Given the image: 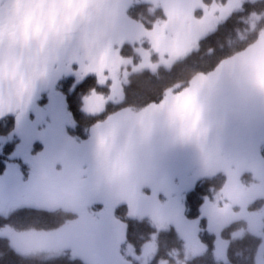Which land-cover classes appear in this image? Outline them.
I'll return each instance as SVG.
<instances>
[{"label": "rangeland", "instance_id": "obj_1", "mask_svg": "<svg viewBox=\"0 0 264 264\" xmlns=\"http://www.w3.org/2000/svg\"><path fill=\"white\" fill-rule=\"evenodd\" d=\"M139 2L147 4L145 12L151 16L147 25L127 15V8ZM242 2L110 0L119 35L68 56L46 73L40 88L5 98L0 84V118L15 117L14 128L0 134V152L5 143L17 140L0 174V214L7 215L19 207L61 208L75 213L53 229L0 226V236L8 238L11 247L24 255L43 257L67 252L86 264H97L95 247L107 243L117 264H149L157 250V233L173 227L183 239L184 253L192 258L206 249L199 235L204 220L205 228L215 237L217 264H228V240L221 231L231 222L243 220L245 228L231 235L236 238L248 231L259 236L254 264H264V119L252 114L259 99L250 98L244 89L225 80L201 73L191 88L177 92L170 87L163 101L143 107L134 118L120 109L93 125L86 139L75 140L68 132L74 120L60 89L66 77H72L74 88L87 75H93L98 84L108 85L109 92L104 95L92 90L83 97L82 110L98 113L107 102L122 100L123 85L131 73L170 67L195 50L199 40ZM126 44L133 54L122 53ZM247 51L264 58V29ZM169 98V113L179 108V135L161 123V112ZM261 114L264 117V111ZM220 125L234 126L236 142L221 138L223 134L216 130ZM121 128L140 163L132 178L111 187L101 178L93 153L101 139L107 142L109 132ZM189 145H194L196 155ZM217 173L225 175L224 185L204 198L197 217H187V192L197 180ZM259 198L263 200L261 206L250 208ZM121 204L126 205L127 217L146 218L155 227L139 251L126 239V221L115 214ZM39 243L47 248L36 250L34 245ZM164 261L159 259L157 264Z\"/></svg>", "mask_w": 264, "mask_h": 264}, {"label": "trees", "instance_id": "obj_2", "mask_svg": "<svg viewBox=\"0 0 264 264\" xmlns=\"http://www.w3.org/2000/svg\"><path fill=\"white\" fill-rule=\"evenodd\" d=\"M144 2L135 3L127 8V15L134 20H140L145 25L151 18L147 14ZM247 29L245 32L244 30ZM264 29V0H243L239 9L233 11L220 22L215 30L202 37L198 47L186 56L174 61L170 67L160 66L155 71L148 69L131 73L128 81L123 85V98L118 103L107 102L98 113H86L82 110V99L92 90L108 94L107 84L100 85L93 75H87L83 80L71 88L72 77H66L60 82V89L64 92L67 109L69 110L74 126L68 128L69 134L75 140H83L88 137L90 128L107 119V117L128 105L138 107L147 106L150 101H160L164 97L170 85L188 80L192 72L197 69L208 70L217 64L221 57L228 55L232 49L227 40L235 37L237 30L243 33L242 40L235 42V48H248L254 44ZM214 49L211 55L208 49ZM124 54H133L128 44L122 49ZM203 73V72H202ZM15 117L6 115L0 118V134L7 133L14 128ZM16 138L7 142L0 152V174L5 168L8 155L13 151ZM264 158V147L261 150ZM226 177L217 173L211 177L201 178L187 192L184 202V212L189 218L199 215L200 206L206 196H211L213 191L220 189L225 183ZM45 193H48L45 192ZM263 200L256 199L252 203V209L261 206ZM126 205L121 204L115 209L118 218L126 221V239L139 251L150 235L155 232V227L146 218L136 219L126 216ZM72 211L57 209H44L36 207H19L9 214H0V226H10L15 230L27 229H53L67 220L73 218ZM199 231L200 239L205 243L203 253L189 259L188 264H217L214 256V234L205 228L204 220ZM243 220L233 221L225 226L221 234L228 240L226 246V258L228 264H254L255 254L260 244V237L246 231L242 236L233 238L232 232L245 228ZM157 250L149 264H157L159 259L168 260L171 256L179 254L183 258V239L173 227L160 230L156 236ZM0 264H86L79 258L71 257L67 252L52 257H43L40 254L24 255L11 247L8 238L0 236Z\"/></svg>", "mask_w": 264, "mask_h": 264}, {"label": "clouds", "instance_id": "obj_3", "mask_svg": "<svg viewBox=\"0 0 264 264\" xmlns=\"http://www.w3.org/2000/svg\"><path fill=\"white\" fill-rule=\"evenodd\" d=\"M114 16L108 5L95 0L88 4L77 0H0V84L5 98L42 87L46 73L68 56L86 45L109 40L115 30ZM242 38L243 33L237 30L236 36L227 40L232 51L215 66L206 71L197 69L188 80L169 87L182 92L191 88L192 81L203 72L244 89L252 99H264V58L249 53L246 47H233ZM213 51L208 49V54ZM163 99L161 96L160 101L150 103H160ZM171 105L169 98L161 112V123L179 135V108L170 114ZM143 107L128 105L121 113L134 118ZM189 147L196 155L194 145ZM93 159L101 170V178L111 187L132 178L140 163L137 153L129 148L127 133L122 128L109 132L107 142L105 139L98 142ZM34 248L43 251L47 245L39 243ZM189 259V253L185 252L182 259L179 254L170 255L164 264H188Z\"/></svg>", "mask_w": 264, "mask_h": 264}, {"label": "flooded vegetation", "instance_id": "obj_4", "mask_svg": "<svg viewBox=\"0 0 264 264\" xmlns=\"http://www.w3.org/2000/svg\"><path fill=\"white\" fill-rule=\"evenodd\" d=\"M83 3L88 4L89 2H88V0H84ZM99 3L106 4L109 7L111 5L110 0H104V1L99 2ZM113 23H114V20H113ZM114 33L115 34H112V35H119L120 34V32L115 31V30H114ZM111 38H112V36H111ZM263 107H264V99H259V100H256L254 102L252 114H255V116H259V118H261V120L264 119L263 115L261 114V112L264 111ZM258 110H260V111L258 112ZM216 130L218 133L223 134L222 135L223 137L221 136L222 139H229L233 142H236L237 138L235 136V129H234L233 125H231V126L230 125H225V126L220 125ZM256 130H259V129L256 127V129L254 130V133H255L254 135H256V137H257V131Z\"/></svg>", "mask_w": 264, "mask_h": 264}, {"label": "water", "instance_id": "obj_5", "mask_svg": "<svg viewBox=\"0 0 264 264\" xmlns=\"http://www.w3.org/2000/svg\"><path fill=\"white\" fill-rule=\"evenodd\" d=\"M83 3L84 0H77ZM95 259L97 264H117L113 248L108 244H99L95 247Z\"/></svg>", "mask_w": 264, "mask_h": 264}]
</instances>
